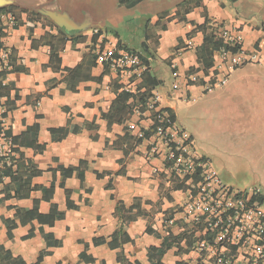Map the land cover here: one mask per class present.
<instances>
[{
    "label": "crops",
    "instance_id": "crops-1",
    "mask_svg": "<svg viewBox=\"0 0 264 264\" xmlns=\"http://www.w3.org/2000/svg\"><path fill=\"white\" fill-rule=\"evenodd\" d=\"M25 3L0 9L17 19L3 37L12 69L0 74V100L13 144L0 181V245L11 258L0 255V264H150L148 249L168 243L162 264H215L212 255L196 249L203 236L181 212L189 184L169 171L155 133L131 151L113 142L126 130L132 136L149 132L152 114L166 109L224 183L236 187L228 181L230 168L240 164L264 181V0ZM48 11L76 29L56 26ZM220 26L238 30L245 53L256 58L206 91L211 78L222 76L215 68L218 52L208 69L197 52ZM94 30L146 63L160 81L152 90L155 108L150 98L123 124L109 125L101 117L115 97V85L133 91L141 80L110 69L100 78L105 69L93 51L100 40ZM53 53L58 61L51 60ZM51 62H59V69ZM75 68L72 74L65 70ZM191 75L197 76L195 83L187 81ZM180 103L189 106L187 123L179 120ZM154 145L156 154L150 151ZM68 168L73 171L65 176ZM34 169L40 173L31 175ZM251 186L260 188L264 204V184L238 188ZM33 208L34 218L22 214ZM51 210L62 215L52 224L37 218Z\"/></svg>",
    "mask_w": 264,
    "mask_h": 264
},
{
    "label": "built area",
    "instance_id": "built-area-1",
    "mask_svg": "<svg viewBox=\"0 0 264 264\" xmlns=\"http://www.w3.org/2000/svg\"><path fill=\"white\" fill-rule=\"evenodd\" d=\"M17 19L13 12L0 10V74L11 71L9 51L3 37L13 30ZM99 42L94 46L96 61L107 64L114 73L139 80L145 71L140 56L132 51L116 47L104 34L94 30ZM216 37L230 47L218 52L215 68L222 76L211 78L205 90L209 91L225 84L227 76L236 68L255 60L256 56L247 55L242 48L243 37L235 28L218 27ZM106 41V44L103 42ZM191 47L192 42L187 41ZM188 82L195 83L196 75ZM178 83L173 84V89ZM124 90H131L123 86ZM155 108L157 97H151ZM155 135L164 147V160L169 171L189 184V192L183 202L181 212L191 228L203 236L196 244L197 251L207 252L215 264H264V207L261 205V190L257 186L238 188L224 183L214 170L211 162L202 156L194 138L180 128L167 112L155 111ZM154 122V121H153ZM141 136L142 134H137ZM151 153L159 151L158 146ZM13 152L11 136L8 134L6 110L0 100V181L1 170Z\"/></svg>",
    "mask_w": 264,
    "mask_h": 264
},
{
    "label": "trees",
    "instance_id": "trees-1",
    "mask_svg": "<svg viewBox=\"0 0 264 264\" xmlns=\"http://www.w3.org/2000/svg\"><path fill=\"white\" fill-rule=\"evenodd\" d=\"M138 1V0H136ZM6 9V8H4ZM12 9V8H10ZM204 29V28H203ZM205 30V29H204ZM206 31V30H205ZM223 50H230V47L226 44H223L221 40H219L216 35L214 34H208L205 36V39L203 41V44L201 45L199 51L197 52L198 55V61L203 65V69H208L212 66L213 62V55L215 52L223 51ZM55 59L58 61V56L56 53H53L51 55V60ZM141 59V57H140ZM143 64H146L142 59H141ZM55 63V69H59V62H51ZM104 65V72L100 76V78L106 76L107 71H109V67L107 64ZM67 73H75L78 68L75 69H65ZM141 82H144V84H141V82L138 83L137 87L135 90H124L123 85H115L114 86V93L115 97L114 99L110 102V105L108 107V111L106 113L101 114V117L105 118L108 121V124L111 125L113 123L116 124H123L129 118L135 108L139 111L142 112L144 105L147 103V101L153 96L152 95V90L160 84V81L153 78L149 73L147 68L143 72L141 78ZM160 111H166V109H160ZM155 113L152 114V120L154 121L151 129L147 133H143L141 136H132L130 133L126 130V132L117 137V140L113 142V146L121 147L120 145H123L122 147L129 149H133L136 145H138L144 138L149 137L150 135L154 134L155 131ZM170 118L173 120V116L170 115ZM174 121V120H173ZM63 131V129H61ZM56 129H52L51 132H56ZM128 153V151L125 150V155ZM82 163H80L79 166H81ZM75 169V168H74ZM73 171V168H68L65 170L64 175L65 176H70ZM122 172V169H119L117 171V174ZM40 173L39 170H32L31 175H38ZM109 175V173H108ZM79 176L82 180L83 178V172L81 171L79 173ZM98 177H101V174H97ZM13 179V178H12ZM24 216L29 215L31 218L35 217L34 213V208L31 210H25L22 213ZM62 215L56 212L55 210H51L48 214H38L37 218L41 221H43V217L46 218V220L52 224L53 221L56 218L61 217ZM135 219V216H128L127 220L132 221ZM124 225H121L120 230L122 229ZM170 235V234H168ZM170 243L165 244L160 246L159 248L157 247H150L148 249V258L150 264H162L161 263V257L163 254L169 249ZM0 255L2 257V260H4L6 257L11 258L10 253L5 250L1 245H0ZM43 256V253L41 252L39 256L40 258Z\"/></svg>",
    "mask_w": 264,
    "mask_h": 264
},
{
    "label": "rangeland",
    "instance_id": "rangeland-1",
    "mask_svg": "<svg viewBox=\"0 0 264 264\" xmlns=\"http://www.w3.org/2000/svg\"><path fill=\"white\" fill-rule=\"evenodd\" d=\"M189 109V106L186 103H180L179 104V109H178V113H179V120L181 123H187V111ZM223 163L222 162H218V169H220L219 167H222ZM237 167H241L240 169H231L232 171V177H229L230 184L235 185L236 187H243V186H247V185H251V184H258L259 183L261 185L264 184V181L262 179L257 180L255 177L252 176L251 173L247 172L248 171V167L245 164H240V166ZM243 167L245 168V170L243 169ZM222 173V171H220ZM225 174V172H224ZM261 205L264 207V204L261 203Z\"/></svg>",
    "mask_w": 264,
    "mask_h": 264
},
{
    "label": "water",
    "instance_id": "water-1",
    "mask_svg": "<svg viewBox=\"0 0 264 264\" xmlns=\"http://www.w3.org/2000/svg\"><path fill=\"white\" fill-rule=\"evenodd\" d=\"M27 0H0V9L4 8L7 5L15 4L17 6L25 7ZM43 13V10L41 11ZM47 16L55 23L56 26L64 28L67 31L76 29L70 22L63 19L61 16L55 12L48 11Z\"/></svg>",
    "mask_w": 264,
    "mask_h": 264
}]
</instances>
